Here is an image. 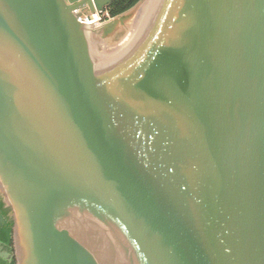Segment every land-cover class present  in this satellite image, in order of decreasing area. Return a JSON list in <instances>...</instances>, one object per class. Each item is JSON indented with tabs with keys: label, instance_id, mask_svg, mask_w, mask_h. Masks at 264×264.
Returning a JSON list of instances; mask_svg holds the SVG:
<instances>
[{
	"label": "water",
	"instance_id": "water-1",
	"mask_svg": "<svg viewBox=\"0 0 264 264\" xmlns=\"http://www.w3.org/2000/svg\"><path fill=\"white\" fill-rule=\"evenodd\" d=\"M111 1L0 0L9 260L264 264V0Z\"/></svg>",
	"mask_w": 264,
	"mask_h": 264
},
{
	"label": "trees",
	"instance_id": "trees-1",
	"mask_svg": "<svg viewBox=\"0 0 264 264\" xmlns=\"http://www.w3.org/2000/svg\"><path fill=\"white\" fill-rule=\"evenodd\" d=\"M139 0H116L112 5L110 4L108 13L104 18H109L118 13H121L132 7ZM13 220L11 217V210L4 202L3 195L0 193V240L6 245L13 247L12 239ZM10 264H16L15 259Z\"/></svg>",
	"mask_w": 264,
	"mask_h": 264
},
{
	"label": "flooded vegetation",
	"instance_id": "flooded-vegetation-1",
	"mask_svg": "<svg viewBox=\"0 0 264 264\" xmlns=\"http://www.w3.org/2000/svg\"><path fill=\"white\" fill-rule=\"evenodd\" d=\"M116 0H112L111 1V5L115 2ZM85 3V2H84ZM108 6L104 7V10L102 12H100L103 16H106V14L108 13L109 9ZM13 252V248H10V246L6 245L5 243H3L0 240V264H10L11 261L14 258H11V260H9V254Z\"/></svg>",
	"mask_w": 264,
	"mask_h": 264
},
{
	"label": "built area",
	"instance_id": "built-area-1",
	"mask_svg": "<svg viewBox=\"0 0 264 264\" xmlns=\"http://www.w3.org/2000/svg\"><path fill=\"white\" fill-rule=\"evenodd\" d=\"M79 9L74 10V13L77 16V19L80 21H84L86 23H91L93 25L95 24H99L101 25L103 23V21L106 19L104 18L105 16H103L99 11L95 10L93 12H89L86 15H79Z\"/></svg>",
	"mask_w": 264,
	"mask_h": 264
},
{
	"label": "bare ground",
	"instance_id": "bare-ground-1",
	"mask_svg": "<svg viewBox=\"0 0 264 264\" xmlns=\"http://www.w3.org/2000/svg\"><path fill=\"white\" fill-rule=\"evenodd\" d=\"M96 26H99V24H95V25H93L92 27H96Z\"/></svg>",
	"mask_w": 264,
	"mask_h": 264
},
{
	"label": "rangeland",
	"instance_id": "rangeland-1",
	"mask_svg": "<svg viewBox=\"0 0 264 264\" xmlns=\"http://www.w3.org/2000/svg\"><path fill=\"white\" fill-rule=\"evenodd\" d=\"M4 199V198H3Z\"/></svg>",
	"mask_w": 264,
	"mask_h": 264
}]
</instances>
